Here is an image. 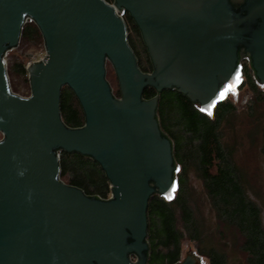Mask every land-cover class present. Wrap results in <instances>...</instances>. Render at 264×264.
Listing matches in <instances>:
<instances>
[{
  "label": "water",
  "instance_id": "water-1",
  "mask_svg": "<svg viewBox=\"0 0 264 264\" xmlns=\"http://www.w3.org/2000/svg\"><path fill=\"white\" fill-rule=\"evenodd\" d=\"M117 12L139 29L151 72ZM29 19L47 57L27 66L22 97L4 57ZM244 58L264 85V0H0V264H149V202L174 197L177 164L159 96L144 92L177 91L212 115L239 91ZM65 86L83 109L81 128L62 119ZM63 152L98 163L110 197L62 181Z\"/></svg>",
  "mask_w": 264,
  "mask_h": 264
},
{
  "label": "trees",
  "instance_id": "trees-1",
  "mask_svg": "<svg viewBox=\"0 0 264 264\" xmlns=\"http://www.w3.org/2000/svg\"><path fill=\"white\" fill-rule=\"evenodd\" d=\"M124 18L129 29V44L139 60L140 53L144 57L147 52L139 31L129 17L124 15ZM22 42H43L40 29L33 23L26 24L19 47ZM18 58L19 62L11 66V72L16 70L25 75L28 58ZM141 60L140 68L148 72V58ZM250 70L251 66L243 64L242 72L247 81L239 90L247 84L252 93L247 115L255 130L248 138L253 147L262 141L264 156V90ZM116 93L120 97L119 89ZM157 95L159 123L173 141L177 171L174 197L166 200L154 195L149 202V264L179 263L185 241L195 242L200 257L207 258L209 264H229L231 252L238 253L243 264H264V200L252 197L259 195L252 194L253 187L246 172L236 162L241 140L236 123L242 117L237 107L223 99L209 115L177 91L157 94L153 89H146L144 92L145 99ZM60 107L62 119L69 128L84 126L83 109L67 86L62 89ZM60 166L61 180L67 185L90 197H110V182L100 165L91 158L63 152ZM192 178L202 183L214 222L203 217L196 190L191 185Z\"/></svg>",
  "mask_w": 264,
  "mask_h": 264
},
{
  "label": "rangeland",
  "instance_id": "rangeland-1",
  "mask_svg": "<svg viewBox=\"0 0 264 264\" xmlns=\"http://www.w3.org/2000/svg\"><path fill=\"white\" fill-rule=\"evenodd\" d=\"M139 56V60L146 58L147 56ZM147 55V54H146ZM21 56H25L28 58V63L25 65V69L27 65L31 62L38 61L45 56V46L44 40L43 42H31L26 44L22 42L21 47L17 48L10 52L7 56L8 60V74L11 84V89L14 93L22 96V97H30L31 88L28 79L27 72L25 75L19 74L16 70H12L11 66L19 62V58ZM148 58V57H147ZM242 63L244 65L250 66V62L248 58H244ZM10 69V70H9ZM148 72H151V66L147 67ZM251 71V70H250ZM251 75L253 76V72L251 71ZM247 80L243 77L241 78V84L246 82ZM264 90V85L261 86ZM252 93L249 91V87L244 85V87L237 91L228 93L226 99L234 103L237 107L238 111L241 114V119L236 123V127H238V135L240 136V146L237 148L236 153V162L239 167L244 169L247 175V179L249 183L253 187L252 194H258L257 197L252 195L257 200H264V156L262 154V146L263 143L258 142V144L253 147L251 142L249 141L248 135L251 131H254L255 128L252 127V122L248 118V109L250 107V103L252 101ZM241 123L239 124V122ZM230 137V134L228 138ZM192 187L196 190V198L201 206L202 215L208 222H214V215L211 213L205 199L204 189L202 183L196 178H192L191 180ZM254 192V193H253ZM195 254L197 257H200L198 253L197 244L195 242L185 241L182 243V259L187 258L188 255ZM203 264H209V260L207 258H203ZM229 264H243L242 257L238 253L231 252V257L229 260Z\"/></svg>",
  "mask_w": 264,
  "mask_h": 264
},
{
  "label": "built area",
  "instance_id": "built-area-1",
  "mask_svg": "<svg viewBox=\"0 0 264 264\" xmlns=\"http://www.w3.org/2000/svg\"><path fill=\"white\" fill-rule=\"evenodd\" d=\"M110 4H112V2H109ZM120 16H122L123 18H124V15H121L119 12H117ZM29 23H33L34 24V21L32 20V19H29L27 22H26V24H29ZM10 52H12V51H9V52H7L6 53V55H5V57H4V61H5V64H6V66H7V69H8V60H7V56H8V54L10 53ZM47 57V52H46V49H45V56H44V58H42V59H40V60H38V61H34V62H31V63H35V62H40V61H43V60H45V58ZM31 63H29L28 65H30ZM27 65V66H28ZM28 75V74H27ZM0 141H2V136L0 135Z\"/></svg>",
  "mask_w": 264,
  "mask_h": 264
},
{
  "label": "flooded vegetation",
  "instance_id": "flooded-vegetation-1",
  "mask_svg": "<svg viewBox=\"0 0 264 264\" xmlns=\"http://www.w3.org/2000/svg\"><path fill=\"white\" fill-rule=\"evenodd\" d=\"M235 2H236V5H240V4H242L243 2H244V0H235ZM125 16L126 17H129V15L127 14V13H125ZM130 18V17H129ZM131 20V19H130ZM132 21V20H131ZM133 23V22H132ZM134 24V23H133ZM134 27H136L135 25H134ZM136 29L139 31V29L136 27ZM139 34H140V31H139ZM140 37H141V34H140ZM141 40H142V38H141ZM142 43H143V41H142ZM144 45V44H143ZM144 48H145V46H144ZM145 50H146V48H145ZM146 52H147V50H146ZM147 57H148V62H149V65L151 66V68H152V65H151V62H150V59H149V56H148V54H147ZM242 65V71H243V63L241 64ZM244 76H243V72H242V76H241V78H243ZM239 90V89H238Z\"/></svg>",
  "mask_w": 264,
  "mask_h": 264
}]
</instances>
